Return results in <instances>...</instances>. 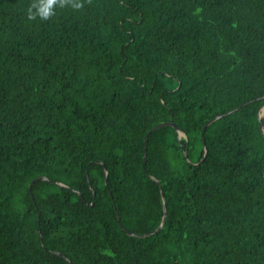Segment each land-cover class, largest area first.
Listing matches in <instances>:
<instances>
[{
  "label": "trees",
  "instance_id": "16d2710c",
  "mask_svg": "<svg viewBox=\"0 0 264 264\" xmlns=\"http://www.w3.org/2000/svg\"><path fill=\"white\" fill-rule=\"evenodd\" d=\"M30 3L0 0V264H264V0Z\"/></svg>",
  "mask_w": 264,
  "mask_h": 264
},
{
  "label": "clouds",
  "instance_id": "9594fccd",
  "mask_svg": "<svg viewBox=\"0 0 264 264\" xmlns=\"http://www.w3.org/2000/svg\"><path fill=\"white\" fill-rule=\"evenodd\" d=\"M91 4L92 0H86ZM70 7L75 11L85 7V0H31L26 10V18L29 21H49L57 14V9Z\"/></svg>",
  "mask_w": 264,
  "mask_h": 264
},
{
  "label": "water",
  "instance_id": "95a60500",
  "mask_svg": "<svg viewBox=\"0 0 264 264\" xmlns=\"http://www.w3.org/2000/svg\"><path fill=\"white\" fill-rule=\"evenodd\" d=\"M262 98H264V95L262 96ZM264 107V105H262L260 107V112H259V115H258V121H259V129L261 130L263 136H264V127H263V124H262V118L264 117V111H261L262 108ZM221 115H217L214 119H211L209 120L208 122H206V124L204 125L203 127V131L205 130V128L215 119L219 118ZM165 125H171V126H174L176 128V130L178 131V136H184L185 134L172 122H160L156 125H154L149 131L148 133L145 135V138H144V144H145V147H144V154H143V160L145 159V156H146V152H145V149H146V143H147V138H148V134L151 133L152 131H154L155 129H157L158 127H161V126H165ZM202 139H203V144H204V155L206 154V146H205V141H204V136H203V133H202ZM185 156L186 153H185ZM98 162H102V161H98ZM104 170H105V173H106V168L104 167ZM263 176H264V173H263ZM151 178H153L157 184L159 185L160 187V191H161V196H162V202H163V216H162V219H161V222L160 224L154 228L153 230L149 231L148 233H145V234H136V236H141V237H144L146 235H149V234H153V233H156L158 232L164 225V222H165V216H166V205H165V201H164V195H163V192H162V189H161V184L159 182L158 179H156L155 177L151 176ZM38 180H47V177L46 176H38V177H35L33 180H31L30 184H29V188L31 189L32 185L34 184V182L38 181ZM61 184V183H60ZM117 219L119 220V217L117 216ZM120 228L123 229L122 225L119 224ZM127 234L129 235H134L132 232H128L127 231Z\"/></svg>",
  "mask_w": 264,
  "mask_h": 264
},
{
  "label": "bare ground",
  "instance_id": "6f19581e",
  "mask_svg": "<svg viewBox=\"0 0 264 264\" xmlns=\"http://www.w3.org/2000/svg\"><path fill=\"white\" fill-rule=\"evenodd\" d=\"M261 111H264V107L262 108V110Z\"/></svg>",
  "mask_w": 264,
  "mask_h": 264
}]
</instances>
